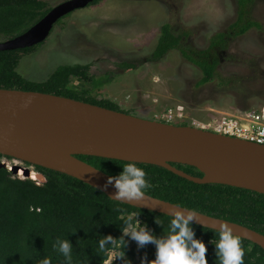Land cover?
Returning <instances> with one entry per match:
<instances>
[{
  "label": "trees",
  "instance_id": "1",
  "mask_svg": "<svg viewBox=\"0 0 264 264\" xmlns=\"http://www.w3.org/2000/svg\"><path fill=\"white\" fill-rule=\"evenodd\" d=\"M101 1L94 0L88 6ZM236 3V20L230 24L227 32L215 34L205 49L184 47L182 40L185 34L174 33L171 24L164 23L152 59H161L170 50L178 49L186 60L200 69L202 76L199 85L215 81L220 62L218 49L226 47L231 36L244 35L253 28L262 29V24L252 17L255 0H236ZM51 8L46 0H0V41L24 33ZM41 44L0 51V88L51 93L129 113L110 99L96 98L84 86V83L94 80L90 63L58 65L40 82L23 77L17 71L21 59L35 52ZM119 65L124 70L139 66L130 61ZM72 79H77L80 84L73 86ZM158 120L166 122L163 118ZM3 157L0 154V163ZM77 157L111 176L118 175L128 162L100 156ZM173 165L191 175L203 176V172L194 166ZM137 166L145 170L146 179L151 185L146 194L239 223L264 234L263 193L226 184L194 183L154 164L137 162ZM34 167L40 178L20 177L7 167H0V264H40L45 257L51 258L52 264H102L106 257L99 253L98 239L108 234L120 237L125 220L135 214L154 235L166 236L171 219L168 215L113 200L104 192L67 174L41 166ZM157 220L161 223L158 224ZM191 227L196 238L203 240L208 248V264H220L213 244L219 239L218 233L194 223ZM65 238L73 244L70 262L54 247L57 240ZM124 239L125 260L118 259L114 264H141V258L145 255L148 260L154 259V245L137 246L136 249L129 246L130 239ZM211 240L213 243H210ZM241 244L245 250L244 264H264V249L243 238Z\"/></svg>",
  "mask_w": 264,
  "mask_h": 264
},
{
  "label": "rangeland",
  "instance_id": "2",
  "mask_svg": "<svg viewBox=\"0 0 264 264\" xmlns=\"http://www.w3.org/2000/svg\"><path fill=\"white\" fill-rule=\"evenodd\" d=\"M46 1L54 7L66 0ZM252 17L262 29L229 37L227 46L218 49L216 80L204 85L198 84L200 69L180 50L152 59L161 26L168 22L174 33L185 34L184 47L205 49L236 20V0H102L63 17L38 49L21 59L17 71L40 82L58 65L90 63L94 80L84 86L96 98L149 119L182 107L183 116L172 123L207 122L222 113L264 105V0H255ZM124 61L139 66L124 70L119 65ZM79 84L72 79L73 86ZM1 162L8 169L19 165L38 173L15 158L3 157ZM129 242L138 249L135 241Z\"/></svg>",
  "mask_w": 264,
  "mask_h": 264
},
{
  "label": "water",
  "instance_id": "3",
  "mask_svg": "<svg viewBox=\"0 0 264 264\" xmlns=\"http://www.w3.org/2000/svg\"><path fill=\"white\" fill-rule=\"evenodd\" d=\"M93 1L66 0L52 7L24 33L0 41V51L43 42L59 19ZM0 154L77 178L113 200L116 189L107 183L110 175L77 155L135 160L161 166L194 183L226 184L264 194L263 145L192 124L149 119L39 91L0 88ZM173 163L194 166L203 176L191 175ZM0 167H6L5 163L1 162ZM20 169L25 178H40L38 173L33 177L30 168L19 165L10 168L13 174ZM120 202L165 215L174 205L182 212L186 208L146 193L139 200ZM195 212L192 223L215 230L221 222H227L241 238L264 249V234L236 222Z\"/></svg>",
  "mask_w": 264,
  "mask_h": 264
},
{
  "label": "clouds",
  "instance_id": "4",
  "mask_svg": "<svg viewBox=\"0 0 264 264\" xmlns=\"http://www.w3.org/2000/svg\"><path fill=\"white\" fill-rule=\"evenodd\" d=\"M146 175L145 170L138 167L135 160H130L122 166V171L118 175L108 176L107 183L116 189L114 200L133 201L143 198L145 191L151 187ZM184 209L182 212L179 206L174 205L168 214L171 219L164 237H157L146 225H142L137 214L128 216L125 226L121 228L120 237L108 234L98 239L99 253L106 257L102 264H114L118 259L125 260V237L135 241L140 248L148 244L154 245V259L148 260L145 255L141 258V264H208L206 258L208 248L203 240L196 238L191 227L197 213L188 208ZM156 222L161 223L159 220ZM215 231L219 239L215 243L211 240L210 243L215 245V255L220 264H244L245 250L240 236L234 232L232 225L221 222ZM54 247L66 261H71L73 244L70 240L67 238L57 240ZM40 264H52V260L45 257Z\"/></svg>",
  "mask_w": 264,
  "mask_h": 264
},
{
  "label": "built area",
  "instance_id": "5",
  "mask_svg": "<svg viewBox=\"0 0 264 264\" xmlns=\"http://www.w3.org/2000/svg\"><path fill=\"white\" fill-rule=\"evenodd\" d=\"M183 116V108L167 110L164 120L171 122ZM192 125L215 133L235 137L264 146V105L251 107L241 113H222L207 122H195Z\"/></svg>",
  "mask_w": 264,
  "mask_h": 264
},
{
  "label": "bare ground",
  "instance_id": "6",
  "mask_svg": "<svg viewBox=\"0 0 264 264\" xmlns=\"http://www.w3.org/2000/svg\"><path fill=\"white\" fill-rule=\"evenodd\" d=\"M19 173L21 174L22 173V169L19 170ZM32 176L34 177L35 176V172L33 171L32 173Z\"/></svg>",
  "mask_w": 264,
  "mask_h": 264
}]
</instances>
